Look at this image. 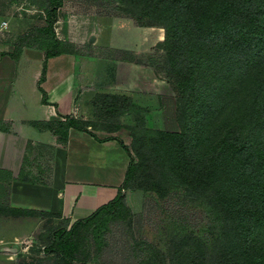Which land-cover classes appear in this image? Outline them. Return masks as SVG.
I'll use <instances>...</instances> for the list:
<instances>
[{"label":"trees","instance_id":"1","mask_svg":"<svg viewBox=\"0 0 264 264\" xmlns=\"http://www.w3.org/2000/svg\"><path fill=\"white\" fill-rule=\"evenodd\" d=\"M122 2L137 23L165 29L162 43L179 93L180 129L137 137L138 158L122 141L131 160L117 195L88 216L72 223L67 217L51 231L45 250L64 264H74L91 247L94 253L109 252L103 228L129 210L123 190L143 187L165 196L174 180L217 207L220 231L211 241L212 261L208 242L182 234L171 264H264V0ZM46 4L49 26L42 30L52 35L44 46L46 56L72 51L53 28L63 0ZM22 46L11 56L17 57ZM45 72L46 65L42 78ZM128 101L115 93L101 94L99 100L112 112ZM35 124L53 130L66 144L71 127L91 123L68 115ZM145 243L143 249L126 243V251L137 249V254L131 251V264H165L164 252L146 238Z\"/></svg>","mask_w":264,"mask_h":264},{"label":"rangeland","instance_id":"2","mask_svg":"<svg viewBox=\"0 0 264 264\" xmlns=\"http://www.w3.org/2000/svg\"><path fill=\"white\" fill-rule=\"evenodd\" d=\"M68 3L99 13L132 14L125 10L127 4L122 0H69ZM46 6V0H0V44L11 43L13 48L22 43L50 45L52 35L42 30L49 26ZM146 26L149 27L146 50L138 55L126 50H110V54L107 50L105 54L138 61L143 69L139 83L128 89L129 95L121 94L128 96V103L117 111H108L99 102L101 94L106 93H99L93 97L86 118H80L88 120L90 128L101 134L116 133L136 158L134 140L137 137L161 129H180L177 119L179 93L162 43L165 29ZM51 155V146L29 144L20 168L0 167V264H64L63 258L45 248L51 231L67 217L46 207L33 190L49 182ZM123 192L129 210L109 219L103 228L109 252L94 253L91 247L90 253L87 250L85 255L81 254L74 264H131V251L137 254V249L126 251V243L139 244L143 249L145 238L164 252L165 264H171L172 250L182 234H187V238L200 236L208 242V260H213L211 241L220 231L215 205L174 180L170 181L165 196L143 187ZM74 220L71 219V223Z\"/></svg>","mask_w":264,"mask_h":264},{"label":"crops","instance_id":"3","mask_svg":"<svg viewBox=\"0 0 264 264\" xmlns=\"http://www.w3.org/2000/svg\"><path fill=\"white\" fill-rule=\"evenodd\" d=\"M68 2L63 0L53 28L72 51L47 57L44 46L23 45L13 57V45L0 44V167L20 168L29 144L51 146L49 182L36 186L34 195L74 220L117 195L131 154L114 132L71 127L63 144L53 130L35 122L68 115L86 118L99 93L129 95L143 74L139 62L105 54L126 50L138 55L146 50L149 27L129 15Z\"/></svg>","mask_w":264,"mask_h":264}]
</instances>
